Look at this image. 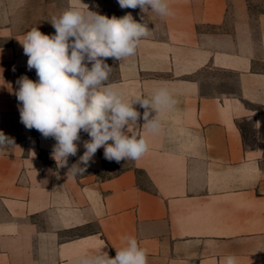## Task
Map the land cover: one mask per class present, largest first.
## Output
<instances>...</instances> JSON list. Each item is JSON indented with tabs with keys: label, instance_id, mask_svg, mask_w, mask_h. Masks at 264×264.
I'll list each match as a JSON object with an SVG mask.
<instances>
[{
	"label": "crops",
	"instance_id": "obj_1",
	"mask_svg": "<svg viewBox=\"0 0 264 264\" xmlns=\"http://www.w3.org/2000/svg\"><path fill=\"white\" fill-rule=\"evenodd\" d=\"M99 1L0 0V131L15 142L0 146V264H76L100 250L114 257L129 235L148 264H221L228 255L264 264V10L254 32L244 13L227 25V0H168L166 17ZM71 4L146 23L133 57L108 58V83L131 100L165 87L177 101L154 133L133 105L140 118L125 131L147 140L142 158L117 163L100 148L77 175L67 173L87 133L59 167L55 139L20 122L15 95L20 77L38 79L19 40L34 27L55 34L50 21Z\"/></svg>",
	"mask_w": 264,
	"mask_h": 264
},
{
	"label": "clouds",
	"instance_id": "obj_2",
	"mask_svg": "<svg viewBox=\"0 0 264 264\" xmlns=\"http://www.w3.org/2000/svg\"><path fill=\"white\" fill-rule=\"evenodd\" d=\"M118 4L122 9L139 8L161 17L172 15L168 0H118ZM50 23L55 34H43L34 27L19 40L28 69H35L38 77L33 81L22 76L17 81L20 122L44 138L55 139L51 155L59 167L67 166L68 158L77 154L81 131L87 133L90 139L83 142L85 151L67 174H83L100 148L109 161L139 160L149 145L143 136L125 131L140 118L133 105L139 103L145 109L143 127L154 133L160 128L159 114L177 101L165 87L155 89L146 99L126 98L108 83L111 67L105 61L133 57L140 41L150 34L147 24L137 22L131 13L109 18L75 4ZM153 111L156 115L149 118ZM8 144H15L14 139L0 131V146ZM123 240L124 246L116 249L114 257L100 250L78 258L76 264H148L147 252L134 236ZM221 264H238L237 257L228 255Z\"/></svg>",
	"mask_w": 264,
	"mask_h": 264
},
{
	"label": "rangeland",
	"instance_id": "obj_3",
	"mask_svg": "<svg viewBox=\"0 0 264 264\" xmlns=\"http://www.w3.org/2000/svg\"><path fill=\"white\" fill-rule=\"evenodd\" d=\"M114 1L118 0H100L99 4L102 7H108V5H115ZM227 25L229 27H233V25L238 20V16L241 14H247L249 16V24L253 31L255 32L254 25H255V17L256 15L264 10V0H227ZM114 7V6H113ZM111 67V72L109 75V79L113 76V62L108 59L106 62ZM264 68L263 65H261ZM108 79V80H109ZM222 88L224 86L222 85ZM228 92H233L236 90V78L234 74L228 72L227 77V86ZM119 168V166H118Z\"/></svg>",
	"mask_w": 264,
	"mask_h": 264
}]
</instances>
